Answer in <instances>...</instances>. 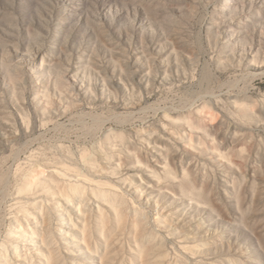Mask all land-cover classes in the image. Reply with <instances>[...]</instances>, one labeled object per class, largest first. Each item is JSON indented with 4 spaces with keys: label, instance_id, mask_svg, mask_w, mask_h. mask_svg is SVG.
<instances>
[{
    "label": "rangeland",
    "instance_id": "rangeland-1",
    "mask_svg": "<svg viewBox=\"0 0 264 264\" xmlns=\"http://www.w3.org/2000/svg\"><path fill=\"white\" fill-rule=\"evenodd\" d=\"M227 1L0 0V241L34 208L83 221L58 264H264V0Z\"/></svg>",
    "mask_w": 264,
    "mask_h": 264
},
{
    "label": "bare ground",
    "instance_id": "bare-ground-1",
    "mask_svg": "<svg viewBox=\"0 0 264 264\" xmlns=\"http://www.w3.org/2000/svg\"><path fill=\"white\" fill-rule=\"evenodd\" d=\"M222 2V1H221ZM224 2H228L227 0H224ZM222 7V6H221ZM223 9V8H222ZM74 15V14H72ZM255 43V42H254ZM259 45L263 46L264 48V39L258 41ZM264 52V51H263ZM31 55V54H30ZM44 57V56H43ZM46 57V54H45ZM44 57V58H45ZM44 61V60H43ZM29 64V63H28ZM33 66V65H32ZM70 68V67H69ZM13 69V68H12ZM11 70V69H10ZM14 70V69H13ZM12 71V70H11ZM138 71V70H137ZM164 72V71H163ZM37 73V72H36ZM72 73V72H71ZM42 75V74H41ZM161 76V75H160ZM154 84L159 83L163 84V82L171 81V78L167 77H158L155 76L152 78ZM68 82V81H67ZM44 84V83H43ZM98 84V83H94ZM153 84V83H151ZM153 86V85H152ZM71 87L73 89H76V85L74 81L71 83ZM85 89V88H84ZM42 93H48V89L45 85L42 86L40 89ZM100 91V89H99ZM36 95V94H35ZM87 95V94H86ZM85 96V95H84ZM89 96V95H88ZM127 110V109H126ZM195 111V110H194ZM14 138V137H13ZM16 138V137H15ZM9 142V141H8ZM139 145V144H138ZM147 147V146H146ZM147 151V150H146ZM103 155V153H102ZM152 155V154H151ZM151 158V157H150ZM178 159V158H177ZM123 160V159H122ZM150 160V159H149ZM185 161V160H184ZM146 163V162H145ZM149 166V165H148ZM147 166V167H148ZM63 178V177H62ZM73 178V177H72ZM65 180V179H64ZM30 182L32 180H29ZM29 183V182H28ZM55 184V183H54ZM29 189L30 185L27 186ZM87 189V188H86ZM87 191V190H86ZM61 192V191H60ZM91 194V192H90ZM86 195V194H85ZM91 196V195H90ZM94 196V195H93ZM92 196V197H93ZM99 196V195H98ZM105 196V195H104ZM77 197V196H76ZM80 197V196H79ZM112 197V196H111ZM108 199V197H106ZM113 198V197H112ZM70 199V197H69ZM81 199V198H80ZM94 199V198H93ZM97 199V198H96ZM95 199V201H96ZM82 200V199H81ZM110 200V199H108ZM116 200V199H115ZM71 201V200H70ZM98 202V201H97ZM61 203V201H60ZM71 203V202H70ZM96 203V202H95ZM93 204V207H95V210L97 212L100 211V208L97 204ZM102 203V202H101ZM112 203V202H111ZM114 203V201H113ZM117 203V202H116ZM66 204H68L66 202ZM103 205H105L103 203ZM110 204H108L109 206ZM119 205V204H118ZM51 206V205H50ZM85 206V205H84ZM116 206V205H115ZM52 207V206H51ZM50 207V208H51ZM59 207V206H58ZM69 207V206H68ZM90 207V206H89ZM113 207V206H112ZM121 207V206H119ZM115 208V207H114ZM89 209V208H88ZM103 209V208H102ZM34 212L31 211H23L22 217L19 221H15V224L12 227V231H9L6 235V238L2 241H0V264H58V255L56 254V251L58 250V244H64L66 246H75L78 253L84 252V253H90L91 248L89 244L86 242V236L81 231L79 235H75L71 232L72 227V221L75 220L77 222H80L81 218L79 216L72 217L69 214H66L64 211L62 213H65L64 217H60V219H63V222H60L63 227H66L67 229L64 231H61L57 238L60 240H55L54 242L48 241L46 237V231H47V217L45 212L43 210H36L34 209ZM81 210V209H80ZM105 210V209H104ZM112 210V209H111ZM68 211V209H67ZM76 211V210H75ZM113 211V210H112ZM117 211V210H116ZM96 212V213H97ZM120 213V211H119ZM50 214V213H49ZM78 214V213H77ZM98 214V213H97ZM95 214L96 216H98ZM105 214V213H104ZM20 215V216H21ZM109 215V214H108ZM114 216V215H113ZM100 217V216H99ZM102 217V216H101ZM109 217V216H108ZM53 218V217H52ZM51 218V219H52ZM95 218V217H94ZM103 218V217H102ZM107 218V217H106ZM119 218V217H118ZM83 219V218H82ZM92 219V218H91ZM112 219V217H111ZM115 219V218H114ZM137 219V218H136ZM135 219V221H136ZM65 220V221H64ZM68 220V222H66ZM97 220V219H96ZM88 221V220H87ZM92 221V220H91ZM98 221V220H97ZM101 221V220H100ZM114 221V220H113ZM112 221V222H113ZM163 221V220H162ZM83 222V221H81ZM80 222V223H81ZM116 222V221H115ZM92 223V222H91ZM94 223V222H93ZM14 224V223H13ZM97 224V223H96ZM114 224V222H113ZM78 225V224H77ZM92 225V224H91ZM105 225V224H104ZM90 226V225H89ZM98 226V225H97ZM113 226V225H112ZM111 226V227H112ZM115 226V225H114ZM113 226V227H114ZM99 227V226H98ZM112 227V228H113ZM80 228V227H79ZM111 228V229H112ZM98 229V228H97ZM110 229V228H109ZM108 229V230H109ZM11 232V233H10ZM76 232V231H75ZM78 232V231H77ZM94 232V230H93ZM97 232V231H96ZM114 232V231H113ZM179 232V231H178ZM91 233V232H90ZM95 233V232H94ZM126 234V233H125ZM95 236V235H94ZM100 236V235H99ZM89 238V237H88ZM91 238V237H90ZM56 239V238H55ZM123 240V239H122ZM125 240V239H124ZM24 241L25 243H20ZM125 242V241H124ZM73 244V245H72ZM29 245V246H28ZM65 247V246H64ZM66 248V247H65ZM94 249V248H93ZM115 250V249H114ZM61 251V250H60ZM63 252V251H62ZM61 253V252H60ZM65 253L67 254H74L75 256L78 253H74V250L66 249ZM94 253V252H92ZM66 254V255H67ZM98 254V253H97ZM103 255V254H102ZM63 257L64 256L63 254ZM97 258V257H96ZM100 258V257H99ZM103 258V256H102ZM158 258V257H157ZM68 259V258H67ZM76 260V259H75ZM75 260L70 261L68 264H79V262H76ZM104 260V259H103ZM113 261V260H112ZM84 262V261H83ZM103 263V262H102ZM85 264V263H84ZM101 264V263H100ZM142 264V263H140ZM152 264V263H151ZM167 264V263H166Z\"/></svg>",
    "mask_w": 264,
    "mask_h": 264
}]
</instances>
